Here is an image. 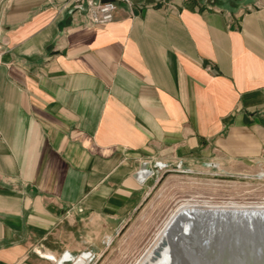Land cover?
Wrapping results in <instances>:
<instances>
[{
    "label": "crops",
    "instance_id": "0c3cea01",
    "mask_svg": "<svg viewBox=\"0 0 264 264\" xmlns=\"http://www.w3.org/2000/svg\"><path fill=\"white\" fill-rule=\"evenodd\" d=\"M88 1L0 0V264L104 241L145 165H264V0Z\"/></svg>",
    "mask_w": 264,
    "mask_h": 264
},
{
    "label": "rangeland",
    "instance_id": "374dc122",
    "mask_svg": "<svg viewBox=\"0 0 264 264\" xmlns=\"http://www.w3.org/2000/svg\"><path fill=\"white\" fill-rule=\"evenodd\" d=\"M152 171L154 174L150 177L154 178L155 186L131 218L123 225L110 229L104 241L86 244L82 251L70 253L71 255L78 258L83 253H89L91 260L88 264H134L151 242L169 211L181 199L184 190L179 189L176 183L195 182L198 189L187 190L201 192L206 199L214 202L247 203L264 199V165L233 168L224 172L214 166L212 170L197 172L184 169L181 163H158ZM66 253L68 252H64L61 258ZM63 264H74V261H66Z\"/></svg>",
    "mask_w": 264,
    "mask_h": 264
},
{
    "label": "bare ground",
    "instance_id": "6f19581e",
    "mask_svg": "<svg viewBox=\"0 0 264 264\" xmlns=\"http://www.w3.org/2000/svg\"><path fill=\"white\" fill-rule=\"evenodd\" d=\"M176 185L184 190L181 199L169 211L151 242L135 263L133 262L134 264H187V258L191 257L196 241L199 238L207 240L208 234L212 233L214 239L210 238L205 244L211 248L212 241L217 240L214 233L218 230L220 233L225 231L227 237L230 235L231 220L239 219L240 216L245 217L251 229H255L251 227L252 224L257 229L262 227L260 223L264 224V199L247 203L214 202L206 199L201 192L187 190L197 188L195 182ZM70 260H73L74 264H88L91 257L89 253H83L78 258L66 253L59 263L63 264Z\"/></svg>",
    "mask_w": 264,
    "mask_h": 264
},
{
    "label": "water",
    "instance_id": "95a60500",
    "mask_svg": "<svg viewBox=\"0 0 264 264\" xmlns=\"http://www.w3.org/2000/svg\"><path fill=\"white\" fill-rule=\"evenodd\" d=\"M147 171L149 166L145 165L141 174ZM230 224L232 227L228 237L225 236V231L220 233L218 230L214 233L217 240L212 241L211 248L205 244L210 238L214 239L212 233L208 234L207 240H195V248L191 257L187 258V264H264V224L260 223V229L252 224L251 227L255 229H251L247 218L242 216L231 220Z\"/></svg>",
    "mask_w": 264,
    "mask_h": 264
},
{
    "label": "built area",
    "instance_id": "2783aa9c",
    "mask_svg": "<svg viewBox=\"0 0 264 264\" xmlns=\"http://www.w3.org/2000/svg\"><path fill=\"white\" fill-rule=\"evenodd\" d=\"M77 1L80 2L81 0ZM133 1L134 0H89V19L95 24H107L115 19V14L119 3L131 5ZM152 174H154V171L152 170H149L147 173H145L147 176H151Z\"/></svg>",
    "mask_w": 264,
    "mask_h": 264
}]
</instances>
